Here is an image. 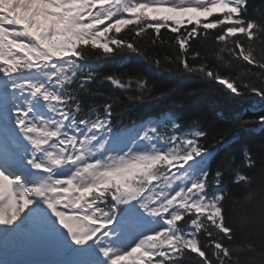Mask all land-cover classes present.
Listing matches in <instances>:
<instances>
[{"label": "snow or ice", "instance_id": "6c2138e0", "mask_svg": "<svg viewBox=\"0 0 264 264\" xmlns=\"http://www.w3.org/2000/svg\"><path fill=\"white\" fill-rule=\"evenodd\" d=\"M252 11L261 18L250 0H0V239L65 257L33 264H264V144L239 143V159L215 169L207 146L264 133V107L218 111L228 127L213 135L178 114L177 86L101 77L93 63L135 54L221 86L231 104L252 93L264 105V7ZM209 52L248 67L222 73ZM117 91L169 106L121 127ZM257 201L258 215L240 211Z\"/></svg>", "mask_w": 264, "mask_h": 264}, {"label": "trees", "instance_id": "16d2710c", "mask_svg": "<svg viewBox=\"0 0 264 264\" xmlns=\"http://www.w3.org/2000/svg\"><path fill=\"white\" fill-rule=\"evenodd\" d=\"M261 7H264V0H250L249 14L253 18L260 19L261 17H259L255 11H252V9ZM198 48L202 54L207 51V46L205 45H199ZM259 50L260 49L258 47L257 51ZM159 51H168L170 53L171 49L161 48ZM91 55L94 57L95 53H92ZM206 59L210 65L217 66L218 69L225 74H243L242 69H246L248 67L241 64L240 68H225L211 52L207 54ZM93 63L95 64L97 71L101 74V77L105 74L111 73H129L132 75L146 77L150 83L156 86L157 90L166 88L168 85L177 86L178 90L175 95L184 98L183 108L178 110V114L186 121L195 120L201 126L209 129L213 135H215L218 130L227 129L228 127L226 123L215 118L218 111H222L225 116H230L233 114L234 109H240L245 111L247 118V114L251 113L253 110L252 106L254 105L255 100L258 98L252 93H246L238 104H231V102L227 101L226 98L219 92V88L221 86L215 85L210 81L202 80L197 76H177L174 73L168 72L166 69H157L154 66L146 63L143 59L136 56L135 54H129L125 57H117L114 60H93ZM252 71L259 72V69L253 68ZM256 82L259 83L258 80H256ZM193 87L200 88V94L196 97H186L184 90H190ZM99 90L105 94L112 93L111 86L107 83L100 85ZM114 94L119 96L124 103L129 104V111L122 118V124L120 125L121 127L124 124H128L131 120L140 122L141 120L147 119L148 117L157 118L159 114L169 106L167 101H162L160 103H154L150 101H145L142 103L129 102L126 100L123 93L117 91ZM262 106L264 107V105ZM251 128L252 130L250 131L240 130L238 133V140L234 141L230 147L221 149L219 145L215 144L214 140L207 145L210 150L214 149L216 153L211 164L213 169H215L217 165H220L221 167L227 165L229 156L231 154H235L237 159H239V143L247 142L254 150H259V146L264 144V133H262L260 130H257V126L255 125L251 126ZM228 136L231 138L232 133L229 132ZM258 203L259 202L257 201L254 204L240 209V211H243L249 218H251L253 214L258 215L260 212ZM248 226L259 227V221L256 220Z\"/></svg>", "mask_w": 264, "mask_h": 264}, {"label": "rangeland", "instance_id": "374dc122", "mask_svg": "<svg viewBox=\"0 0 264 264\" xmlns=\"http://www.w3.org/2000/svg\"><path fill=\"white\" fill-rule=\"evenodd\" d=\"M28 239L29 238L25 237L24 240L19 243V245L7 244V246H9V250L13 251V253L11 252L12 254L10 257L12 260L9 259L11 261V264H33V262H49L60 260L63 258V256L57 254L56 252L40 244H37L32 240L28 241ZM7 246H5L6 249Z\"/></svg>", "mask_w": 264, "mask_h": 264}, {"label": "bare ground", "instance_id": "6f19581e", "mask_svg": "<svg viewBox=\"0 0 264 264\" xmlns=\"http://www.w3.org/2000/svg\"><path fill=\"white\" fill-rule=\"evenodd\" d=\"M0 227H2V226H0ZM24 238L25 237L9 238L8 240L0 239V264H11V261L9 259H11L10 257H11V254L13 253V251L9 250V246H7V244H16V245L18 244L19 245V243L22 240H24ZM5 246H7V249L5 248ZM13 259H14V257H13ZM23 263H25V262H23Z\"/></svg>", "mask_w": 264, "mask_h": 264}]
</instances>
